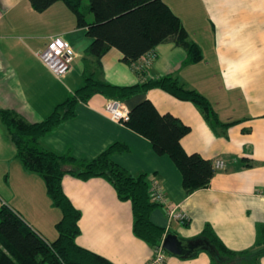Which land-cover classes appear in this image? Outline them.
Here are the masks:
<instances>
[{"label":"crops","instance_id":"1","mask_svg":"<svg viewBox=\"0 0 264 264\" xmlns=\"http://www.w3.org/2000/svg\"><path fill=\"white\" fill-rule=\"evenodd\" d=\"M180 18L189 39L201 49L200 60L190 62L186 50L167 41L152 50L153 60L144 73L122 60L110 47L100 58L86 55L91 38L76 26L72 11L61 0L36 11L29 0H0V108H8L26 121L47 116L83 82L85 70L119 85L141 82L144 77L172 75L186 87L203 94L218 120L211 126L191 101L152 87L125 100L131 108L150 99L161 113L170 112L189 126L181 143L213 161L209 185L186 193L179 169L167 154H157L146 137L124 123L111 120L104 111L108 99L94 94L78 101L74 115L44 133L38 145L75 158H93L119 141L126 151L112 159L132 173L146 172L160 181L168 202L189 217L168 223L164 205H156L150 219L183 240L195 242L209 224L226 246L252 249L260 226L264 227V0H164ZM89 18H91L89 16ZM52 36H59L76 56L72 68L56 77L35 55ZM64 193L79 209L75 241L115 264H211L208 248L188 256L165 251L155 262V248L132 230L133 214L128 199L118 197L102 176L81 178L65 173ZM7 205L33 229L49 240L57 236L55 223L61 212L48 196L41 176L26 170L0 119V206ZM202 240V239H201ZM262 249V248H261ZM264 264V251L256 259Z\"/></svg>","mask_w":264,"mask_h":264},{"label":"trees","instance_id":"2","mask_svg":"<svg viewBox=\"0 0 264 264\" xmlns=\"http://www.w3.org/2000/svg\"><path fill=\"white\" fill-rule=\"evenodd\" d=\"M57 0H29L36 11H43ZM72 11L76 26L85 29L91 38L86 55L95 57L100 66L101 56L116 47L122 60L134 64L145 52L157 44L173 41L186 50L187 59H201L200 47L189 39L180 18L164 0H61ZM89 16L91 18H89ZM144 70L140 71L143 74ZM152 87L161 88L175 97L189 100L201 111L211 126L222 123L208 99L193 88L186 87L178 78L163 75L144 77L129 85L113 84L93 71L85 70L83 82L53 110L38 121L29 122L15 111L0 108V119L16 148L23 167L41 176L52 203L59 208L60 218L55 223L57 236L47 239L28 225L14 209L0 206V264H115L105 256L80 246L75 236L80 228V211L61 186L65 173L81 178L102 176L114 187L118 197L131 203L133 233L156 248L164 228L150 219L151 210L158 205L150 198V178L146 172L132 173L112 159L114 152L126 151L127 145L116 141L95 157L75 158L38 145V139L62 120L74 115L78 101L94 94L123 101ZM124 124L149 139L157 154H167L179 169L186 193L209 185L215 168L213 161L200 153L187 152L181 143L189 126L170 112H159L154 103L144 98L129 108ZM200 240L208 243L211 264H258L256 259L264 251V227L260 226L258 252L251 249L234 250L224 244L209 224H205Z\"/></svg>","mask_w":264,"mask_h":264},{"label":"built area","instance_id":"3","mask_svg":"<svg viewBox=\"0 0 264 264\" xmlns=\"http://www.w3.org/2000/svg\"><path fill=\"white\" fill-rule=\"evenodd\" d=\"M35 55L39 60L58 78L64 76L72 68L73 60L76 53L67 41L59 36H52L45 46L36 50ZM155 53L149 50L142 54L133 66L138 71H142L148 67L153 60ZM104 111L108 117L116 122L124 123L129 117V108L123 101L108 98L104 103ZM224 161L217 159L214 165L223 166ZM150 198L158 204L164 205L168 223L172 220L187 222L189 217L186 213L181 211L176 204L167 201L164 194L163 187L160 181L154 177L150 178ZM165 256V250L162 248L161 241L155 248V262H162Z\"/></svg>","mask_w":264,"mask_h":264},{"label":"water","instance_id":"4","mask_svg":"<svg viewBox=\"0 0 264 264\" xmlns=\"http://www.w3.org/2000/svg\"><path fill=\"white\" fill-rule=\"evenodd\" d=\"M161 245L167 253L177 256H188L193 254L197 249L209 247L208 243L204 240H198L195 242L186 241L170 231L165 233ZM261 248L262 246L254 247L251 249V252H258Z\"/></svg>","mask_w":264,"mask_h":264}]
</instances>
